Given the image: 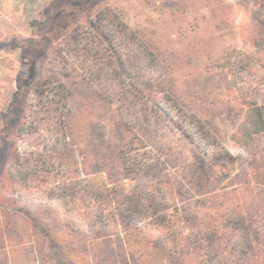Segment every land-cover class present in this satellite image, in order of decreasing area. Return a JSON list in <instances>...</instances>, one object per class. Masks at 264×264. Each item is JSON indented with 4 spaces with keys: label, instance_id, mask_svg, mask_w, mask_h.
Masks as SVG:
<instances>
[{
    "label": "rangeland",
    "instance_id": "1",
    "mask_svg": "<svg viewBox=\"0 0 264 264\" xmlns=\"http://www.w3.org/2000/svg\"><path fill=\"white\" fill-rule=\"evenodd\" d=\"M52 3L0 0V264H205L204 235L214 264H264V0ZM155 104L235 161L199 182L179 129L139 127Z\"/></svg>",
    "mask_w": 264,
    "mask_h": 264
},
{
    "label": "trees",
    "instance_id": "2",
    "mask_svg": "<svg viewBox=\"0 0 264 264\" xmlns=\"http://www.w3.org/2000/svg\"><path fill=\"white\" fill-rule=\"evenodd\" d=\"M59 0H52V4L50 7V12L48 16L50 17L56 11H63L66 9L59 7L57 4ZM88 0H77L78 3H82ZM75 8L71 9V12H75ZM104 20L103 14L99 13L96 18V24L98 28L104 27L101 25L102 21ZM103 36L111 42V45L115 44V40H118V34L116 32H112L111 30H104ZM115 46V45H114ZM112 54L117 56V62L113 66V76L117 77L126 86V95L132 97V99H138L142 101V104L146 105L148 102L153 101L148 89L147 83H145L142 79V75L139 71H136L132 66V62L130 59L123 58V50L122 46L111 48ZM96 52V53H95ZM95 54H100V50H96ZM106 54V52H105ZM101 56V55H100ZM124 93V94H125ZM155 103V102H154ZM156 108L150 106H144L143 112V121L140 124V128L143 131H147V126L149 124H157L162 119L169 120L170 123L177 129H179L184 137L186 138L187 143V150L190 152L191 159H192V174L199 182H209L210 177L212 175V167L213 163L216 162L217 164L226 165L230 164L235 161V156L233 153L225 147H219L217 140L208 132L205 125L200 121L188 118L187 116H180L175 117V115L169 111L168 109L162 107L159 104H155ZM260 122L264 127V116L263 114L260 115ZM139 130V128H138ZM31 132V127L28 128L27 125L23 124L19 128V134H26ZM145 160L137 159L136 165H141L142 162ZM135 166V165H134ZM30 170V169H29ZM20 171V168L17 169L12 167V172ZM23 172V171H21ZM27 172V170H25ZM159 191V189H158ZM135 210L129 209L128 216H131V212ZM200 248L203 252V258L205 264H214L217 261V251L215 249V242L213 240V235H204L199 240ZM262 250V249H261ZM264 252V248L262 250Z\"/></svg>",
    "mask_w": 264,
    "mask_h": 264
}]
</instances>
